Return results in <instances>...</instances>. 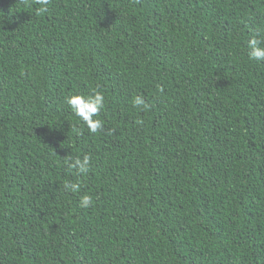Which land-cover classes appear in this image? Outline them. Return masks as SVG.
<instances>
[{
    "label": "trees",
    "instance_id": "16d2710c",
    "mask_svg": "<svg viewBox=\"0 0 264 264\" xmlns=\"http://www.w3.org/2000/svg\"><path fill=\"white\" fill-rule=\"evenodd\" d=\"M39 7L0 0V264H264V0Z\"/></svg>",
    "mask_w": 264,
    "mask_h": 264
},
{
    "label": "clouds",
    "instance_id": "9594fccd",
    "mask_svg": "<svg viewBox=\"0 0 264 264\" xmlns=\"http://www.w3.org/2000/svg\"><path fill=\"white\" fill-rule=\"evenodd\" d=\"M36 3L40 5V7L36 9L37 15L48 11L50 0H36ZM262 43H264V41H261L256 37H253L248 41L250 58L264 61V47L261 46ZM104 101L105 97L99 91L87 97L83 95H70L65 98V102L70 106L74 114L82 120L87 126L89 132L93 134L101 131L104 127L103 122L100 119H94V117L104 108ZM142 105H145L143 97H135L134 107H140ZM90 162L91 158L88 155H84L82 158L70 157L65 160L66 165L75 170L78 175H84L89 171ZM64 186L72 192L79 191L80 189L78 183L65 182ZM79 204L82 208H89L92 206V197L90 195L82 196Z\"/></svg>",
    "mask_w": 264,
    "mask_h": 264
}]
</instances>
